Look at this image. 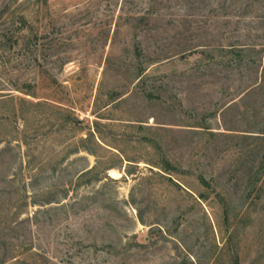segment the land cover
<instances>
[{"label": "rangeland", "instance_id": "374dc122", "mask_svg": "<svg viewBox=\"0 0 264 264\" xmlns=\"http://www.w3.org/2000/svg\"><path fill=\"white\" fill-rule=\"evenodd\" d=\"M37 263L264 264V0H0V264Z\"/></svg>", "mask_w": 264, "mask_h": 264}, {"label": "trees", "instance_id": "16d2710c", "mask_svg": "<svg viewBox=\"0 0 264 264\" xmlns=\"http://www.w3.org/2000/svg\"><path fill=\"white\" fill-rule=\"evenodd\" d=\"M91 171H92V170H87V171L83 172L80 176L82 177V176H84V175L90 173ZM203 181H205V180H203ZM37 264H38V263H37Z\"/></svg>", "mask_w": 264, "mask_h": 264}]
</instances>
